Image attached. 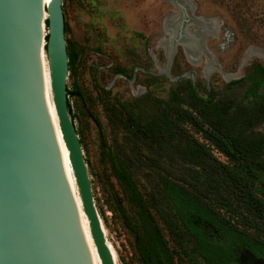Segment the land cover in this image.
Instances as JSON below:
<instances>
[{
  "label": "rangeland",
  "instance_id": "obj_1",
  "mask_svg": "<svg viewBox=\"0 0 264 264\" xmlns=\"http://www.w3.org/2000/svg\"><path fill=\"white\" fill-rule=\"evenodd\" d=\"M62 12L66 49L75 57L66 81L67 90L75 94L67 96L69 115L82 141L95 208L116 264H261L240 250L264 263L260 251L250 250L207 220L196 221L194 226L201 230L185 233L187 240L178 248L155 216L167 244L163 252L140 208L111 173L110 160L122 136L104 109L119 104L139 109L152 99L167 100L170 89L181 81H190L202 98L213 91L216 98L234 95L247 106L264 102V79L256 69L264 68V0H62ZM184 12L187 30L201 48L176 45L166 75L172 30ZM45 21L43 12L46 58ZM257 81L262 82L260 87L246 96ZM257 130L264 132V123ZM211 150L219 162L228 163ZM139 181L140 193L141 185L148 190ZM216 210L228 218L225 210ZM257 228L246 233L264 250V224Z\"/></svg>",
  "mask_w": 264,
  "mask_h": 264
},
{
  "label": "water",
  "instance_id": "obj_2",
  "mask_svg": "<svg viewBox=\"0 0 264 264\" xmlns=\"http://www.w3.org/2000/svg\"><path fill=\"white\" fill-rule=\"evenodd\" d=\"M43 9L44 0H0V264H94L49 117L41 66ZM45 10L59 132L100 264H115L67 108L62 0H49ZM183 14L170 40L166 75L176 45L201 48Z\"/></svg>",
  "mask_w": 264,
  "mask_h": 264
},
{
  "label": "trees",
  "instance_id": "obj_3",
  "mask_svg": "<svg viewBox=\"0 0 264 264\" xmlns=\"http://www.w3.org/2000/svg\"><path fill=\"white\" fill-rule=\"evenodd\" d=\"M67 55L72 69L75 57L68 48ZM256 69L263 80L264 68ZM261 83L254 82L246 96ZM169 94L167 100L152 99L139 109L130 104L105 105L110 123L122 136L110 160L111 173L140 208L163 252L167 244L157 219L178 248L187 240L185 233L201 230L194 226L196 221L207 220L264 255L246 233L264 224V132L257 130L264 123V102L247 106L234 95L216 98L213 91L202 98L190 81L177 83ZM67 108L70 114L68 101ZM212 148L228 163L219 162ZM139 179L148 190L140 184V193ZM216 209L225 210L228 218Z\"/></svg>",
  "mask_w": 264,
  "mask_h": 264
},
{
  "label": "bare ground",
  "instance_id": "obj_4",
  "mask_svg": "<svg viewBox=\"0 0 264 264\" xmlns=\"http://www.w3.org/2000/svg\"><path fill=\"white\" fill-rule=\"evenodd\" d=\"M49 2V0H44V9L43 12H45L46 14V26H47V13L45 10V6L46 4ZM43 16V13H42ZM43 27V24H42ZM172 30V29H171ZM175 29L172 30V35ZM47 35H48V31H47ZM46 42H47V36H46ZM46 46V45H45ZM189 47H193L191 44L189 45ZM190 50V49H189ZM46 54V52H45ZM41 66H42V75H43V81H44V87H45V93H46V99H47V105H48V111H49V117L53 126V130L55 133V138L58 144V148H59V152H60V156H61V160L63 163V168H64V172H65V176L69 185V188L71 190V193L73 195L74 201H75V205L77 207L78 210V214H79V218L81 221V226H82V230L87 242V246L89 248L92 260L94 262V264H100L99 258L96 254V250L95 247L93 245V242L91 240L90 237V233H89V226H88V221L83 213L82 210V205H81V200L79 197V193L77 194V187L74 181V177H73V173L72 170L70 168L69 165V161H68V153L67 150L65 149V146L63 144L62 138H61V134L59 132V127H58V122H57V117L55 115V111H54V106H53V102H52V94H51V89H50V81H49V70H48V64H47V58H45L44 55V51H43V39H42V53H41ZM104 233V231H103ZM114 260V263L116 264V259H115V254L112 250V248L110 247V245L108 243H106Z\"/></svg>",
  "mask_w": 264,
  "mask_h": 264
},
{
  "label": "flooded vegetation",
  "instance_id": "obj_5",
  "mask_svg": "<svg viewBox=\"0 0 264 264\" xmlns=\"http://www.w3.org/2000/svg\"><path fill=\"white\" fill-rule=\"evenodd\" d=\"M240 251L244 252L245 254H247V255H249V256L254 257L252 254H250V253H248V252H246V251H244V250H240ZM238 252H239V251L236 252L237 262H238ZM254 258H255V257H254ZM255 260L259 261L261 264H264L263 261H262L261 259L255 258ZM238 264H239V262H238Z\"/></svg>",
  "mask_w": 264,
  "mask_h": 264
}]
</instances>
